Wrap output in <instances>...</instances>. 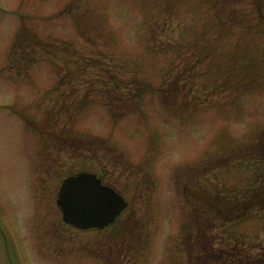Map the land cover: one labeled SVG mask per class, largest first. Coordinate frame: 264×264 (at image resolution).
<instances>
[{"label":"rangeland","instance_id":"1","mask_svg":"<svg viewBox=\"0 0 264 264\" xmlns=\"http://www.w3.org/2000/svg\"><path fill=\"white\" fill-rule=\"evenodd\" d=\"M253 9L224 20L205 0H0V225L14 259L0 234V264H116L114 249L122 264H168L184 243L204 264H264V210L230 226L214 197L264 173ZM84 167L128 196L119 237L62 221L60 183Z\"/></svg>","mask_w":264,"mask_h":264},{"label":"water","instance_id":"2","mask_svg":"<svg viewBox=\"0 0 264 264\" xmlns=\"http://www.w3.org/2000/svg\"><path fill=\"white\" fill-rule=\"evenodd\" d=\"M58 203L64 219L81 228L103 227L114 222L127 201L91 172H80L63 182Z\"/></svg>","mask_w":264,"mask_h":264},{"label":"trees","instance_id":"3","mask_svg":"<svg viewBox=\"0 0 264 264\" xmlns=\"http://www.w3.org/2000/svg\"><path fill=\"white\" fill-rule=\"evenodd\" d=\"M254 2L258 3L257 6L259 8V4L261 3V0H254ZM253 8H256V7L254 6ZM216 9H217V13L219 15L220 14L221 15H224V14L233 15V14H235V16H236V15H242L243 13H245L247 8L235 7V6H233V4L229 5L228 3H221L219 6H216ZM253 10H252V12H253ZM255 192L257 194L264 193V183L263 182H261L259 184V187H256L254 189V193ZM238 201L240 202V199ZM246 201L248 202L247 204H249V205L252 204L254 206L264 207V195L258 196L256 194H254V195H252V197H249Z\"/></svg>","mask_w":264,"mask_h":264},{"label":"flooded vegetation","instance_id":"4","mask_svg":"<svg viewBox=\"0 0 264 264\" xmlns=\"http://www.w3.org/2000/svg\"><path fill=\"white\" fill-rule=\"evenodd\" d=\"M0 232L6 237V239H7V234H5L4 233V231H3V229H2V227L0 226ZM118 252H119V249H118ZM9 258H10V260L13 262V258H12V256H9Z\"/></svg>","mask_w":264,"mask_h":264}]
</instances>
